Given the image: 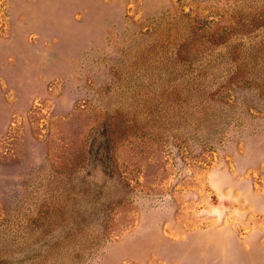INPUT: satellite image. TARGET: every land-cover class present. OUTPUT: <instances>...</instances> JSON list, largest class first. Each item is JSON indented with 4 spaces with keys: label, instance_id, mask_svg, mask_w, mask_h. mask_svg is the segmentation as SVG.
<instances>
[{
    "label": "rangeland",
    "instance_id": "obj_1",
    "mask_svg": "<svg viewBox=\"0 0 264 264\" xmlns=\"http://www.w3.org/2000/svg\"><path fill=\"white\" fill-rule=\"evenodd\" d=\"M0 264H264V0H0Z\"/></svg>",
    "mask_w": 264,
    "mask_h": 264
}]
</instances>
